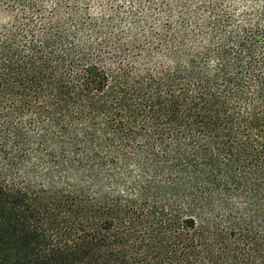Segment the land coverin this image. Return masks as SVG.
Listing matches in <instances>:
<instances>
[{"label":"trees","instance_id":"trees-1","mask_svg":"<svg viewBox=\"0 0 264 264\" xmlns=\"http://www.w3.org/2000/svg\"><path fill=\"white\" fill-rule=\"evenodd\" d=\"M0 264H264V0H0Z\"/></svg>","mask_w":264,"mask_h":264}]
</instances>
